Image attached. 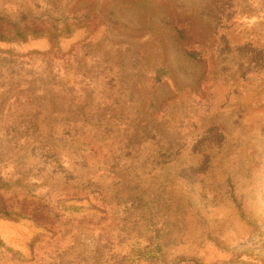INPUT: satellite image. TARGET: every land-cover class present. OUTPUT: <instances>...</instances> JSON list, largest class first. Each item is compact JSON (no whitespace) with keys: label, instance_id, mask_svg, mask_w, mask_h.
Instances as JSON below:
<instances>
[{"label":"rangeland","instance_id":"1","mask_svg":"<svg viewBox=\"0 0 264 264\" xmlns=\"http://www.w3.org/2000/svg\"><path fill=\"white\" fill-rule=\"evenodd\" d=\"M4 17L0 264H264V0Z\"/></svg>","mask_w":264,"mask_h":264},{"label":"trees","instance_id":"2","mask_svg":"<svg viewBox=\"0 0 264 264\" xmlns=\"http://www.w3.org/2000/svg\"><path fill=\"white\" fill-rule=\"evenodd\" d=\"M2 20L4 23H6L5 25L7 27H11L12 29H14L15 33L14 36H11L10 38H25L27 36L28 32H31L32 35H38L40 33V28L35 27V28H29L28 26L24 27L23 23H25L27 20L23 19V20H15V22H12L10 19H8L7 17H4ZM43 33V30H42ZM178 35H179V39L180 41H182L183 43L185 42V37H187V33L185 29H182L180 31H178ZM0 39L5 40V39H9L5 36V34H3L2 32L0 33ZM185 45V44H184ZM185 47H187L185 45ZM186 54L192 58V59H196L198 53L195 51H192L191 49L186 48L185 49ZM6 215H9L8 212H5Z\"/></svg>","mask_w":264,"mask_h":264}]
</instances>
